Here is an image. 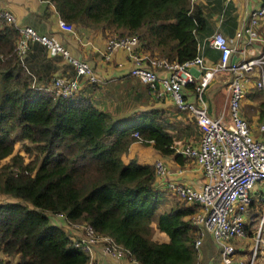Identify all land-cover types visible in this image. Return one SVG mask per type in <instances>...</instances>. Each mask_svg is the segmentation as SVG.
<instances>
[{"label": "trees", "instance_id": "1", "mask_svg": "<svg viewBox=\"0 0 264 264\" xmlns=\"http://www.w3.org/2000/svg\"><path fill=\"white\" fill-rule=\"evenodd\" d=\"M47 1L71 24L137 34L148 53L168 61L196 55L198 45L214 33V11L225 15L218 24L224 32L233 35L237 25V14L222 7V0L212 9L201 0L192 5L189 0ZM18 35L16 25L0 20V264H88L89 254L74 246L66 228L78 223L112 238L139 264L218 261L211 239L199 251L194 247L197 203L170 195L157 182L152 162L123 156L139 140L151 144L157 156L183 162L186 157L174 151L181 128L158 107L123 103L117 115L118 105L108 106L107 96L95 92L99 84H84L69 97L53 94L48 85L54 73L62 66L73 76L72 65L49 55L38 41L22 60L15 50ZM250 92L252 100L261 96L257 117L263 121L264 92ZM122 112L129 114L122 117ZM263 203L264 192L254 194L248 206L256 211L253 217L260 219ZM160 232L167 237L158 239ZM245 234H252L247 222Z\"/></svg>", "mask_w": 264, "mask_h": 264}, {"label": "built area", "instance_id": "2", "mask_svg": "<svg viewBox=\"0 0 264 264\" xmlns=\"http://www.w3.org/2000/svg\"><path fill=\"white\" fill-rule=\"evenodd\" d=\"M199 0H189L190 4ZM0 20L14 24L19 35L16 53L22 60L33 41L41 43L51 56L60 55L72 65L74 75L59 68L48 85L53 94L69 97L78 93L84 84H104L106 79L83 56L72 54L56 37L37 31L30 25H17L16 18L8 10L0 8ZM264 22V3L248 9L245 23L235 29L230 40L223 32L215 30L198 45L196 55L188 60L168 61L148 53L137 34L106 32L104 52L106 55L120 49L130 62L129 75L139 78L154 99L168 97L176 110L185 112L200 131L197 141L181 140L174 147L176 154L183 155L199 165L205 180L192 186L181 180L168 178V165L158 157L153 162L157 182L168 188L170 195L197 203L192 214L197 229L194 247L200 246L208 235L219 255L218 261L210 264H234L235 239L244 237L246 210L253 200L252 190L264 182V120L255 131L250 121L241 113V106L251 88L264 92V32L259 30ZM58 25L73 32L74 24L58 19ZM204 43L217 50L219 56L209 61L202 53ZM226 73V101L229 102L228 118L225 108L219 114L208 109L204 97L206 87L217 75ZM187 84L192 87L188 88ZM219 109V110H220ZM133 136L140 137L134 131ZM256 230H252L251 258L237 260V264H253L257 251L264 246V208ZM70 237L76 247H81L89 256L101 242L103 251L120 258L126 252L106 235H98L90 225L78 223L70 226Z\"/></svg>", "mask_w": 264, "mask_h": 264}, {"label": "crops", "instance_id": "3", "mask_svg": "<svg viewBox=\"0 0 264 264\" xmlns=\"http://www.w3.org/2000/svg\"><path fill=\"white\" fill-rule=\"evenodd\" d=\"M211 9L216 5L215 0H201ZM264 3V0H222V7L231 6V12L237 14V25L235 29L240 28L245 23L246 13L248 9L255 7V5ZM0 8L8 10L16 18V24L19 25H30L34 27L37 31L45 33L50 36L56 37L64 46H66L72 54H77L86 58L102 76L107 78L109 84L115 85L119 82H123L125 79L130 78L135 80L131 75H129L130 62L127 55L120 49L114 50L112 53L106 55L104 52L106 32L107 30L101 27H87L81 24H74L73 32H67L63 30L58 25V19L60 18L54 3L48 2L47 0H0ZM213 19L217 20V26L219 22L225 17L222 11H214L212 13ZM220 28V27H219ZM234 29V34H235ZM259 30L264 32V22L259 26ZM230 40L233 41L234 34L230 35L228 32L221 30ZM203 55L209 61H215L218 57L219 52L214 49L209 48L202 50ZM62 72L64 71L62 66L60 67ZM226 73L217 75L216 78L206 87L204 94L205 100L208 104V109L213 114H219L221 111L219 107L222 104L220 96L209 91V88L216 89L225 83L224 78ZM127 77V78H126ZM223 77V78H222ZM141 84H144L141 81ZM144 86V85H143ZM134 90H132L133 92ZM250 92V91H249ZM248 97V98H247ZM255 101L246 96L245 100ZM151 105L145 106L143 103L140 107L144 108H161L164 110L165 115L169 118L171 123L178 125L181 130L183 137L181 140L197 141L200 137V131L192 119L185 113L176 110L172 101L164 96L160 99L154 100L151 98ZM245 100L241 106V113H243V108L245 106ZM220 109V110H219ZM254 115H257V109L254 110ZM226 116L229 118L230 114L225 109ZM129 112H122L120 116L124 117L128 115ZM244 114V113H243ZM245 116V114H244ZM258 116V115H257ZM188 117V118H187ZM246 117V116H245ZM193 122V123H192ZM187 124L189 127H186ZM191 124H194L192 126ZM189 131V132H188ZM195 138V139H194ZM194 139V140H192ZM124 156V155H123ZM157 156L154 154L153 159L150 162H154ZM125 158V156H124ZM162 159L168 165V178L174 180H181L192 186H198L205 180L204 174L202 173L199 165H197L193 160L185 158L183 162H176L172 157L168 156ZM127 160V159H125ZM264 192V187L262 183L260 186L258 184L252 190L253 195H259V192ZM264 208V207H263ZM62 220V219H61ZM247 222V215H246ZM61 224L66 225L64 221ZM66 228L70 231V226L66 225ZM251 230V229H250ZM253 230V229H252ZM251 230V232H252ZM250 237L246 234L244 237L235 239L234 243L236 245L241 239L242 241ZM165 238V237H164ZM211 239V237L209 236ZM212 241V239H211ZM213 243V241H212ZM214 244V243H213ZM250 244V242H248ZM236 249L244 251L245 249L241 246L236 245ZM90 261L88 264H139L133 258L128 256H120V258L113 257L103 251L102 243L99 242L93 249L89 256ZM243 258V257H241Z\"/></svg>", "mask_w": 264, "mask_h": 264}, {"label": "rangeland", "instance_id": "4", "mask_svg": "<svg viewBox=\"0 0 264 264\" xmlns=\"http://www.w3.org/2000/svg\"><path fill=\"white\" fill-rule=\"evenodd\" d=\"M215 30H219L221 31V29L216 25ZM214 30V31H215ZM70 68V67H69ZM70 71H72V69L70 68ZM223 78V77H222ZM225 78V77H224ZM226 79V78H225ZM107 80V78H106ZM107 83V84H106ZM110 82H105L104 84H99L98 89L95 90L96 93L99 94V92L101 91L103 94H105L107 96L106 98V103L108 106L110 107H114L118 105V110L116 112L117 115H119V113L121 112V107L124 103H127L128 107H136V105L145 104V106L148 107V105H151L152 102L150 96L148 97L147 94H145L143 92V84H141V82H137L136 78L135 80L133 79H127V87L126 89L129 90L128 91V96L126 97L127 100L124 102V95H122L123 91L126 89H123V82H119L115 85H108ZM97 85V83H95ZM106 84V85H105ZM250 91H252L253 88H249ZM100 90V91H99ZM109 90V91H108ZM132 90H134V92H132ZM209 91H211L212 93L216 94V96H220V99L222 101V104L219 105L218 108H222L224 107L227 112L229 113V102L227 103L226 101V84L223 83L222 86L218 87L217 90L216 89H212L209 88ZM263 92V91H262ZM252 93V92H249ZM247 93V96L248 94ZM124 94V93H123ZM206 96V93H205ZM248 98V97H247ZM259 98H261V96H257L255 101H249L248 99L245 100V106L243 108V113L245 114L246 118L250 121V123L253 125L255 131L258 127V124L261 122L257 115H254V110L255 108L258 109L259 103L261 100H259ZM244 105V104H243ZM140 107V106H139ZM230 114V113H229ZM188 118V117H187ZM17 148L20 149L21 148V143H17ZM154 154H156L155 149L153 148V146L151 144L148 143H144L142 141H134L131 143L129 149L127 150V152L124 154L125 156V161H128L130 158H136L138 159V161L140 162H150L151 159H153ZM165 158V157H163ZM261 185V182L258 183V186ZM1 199H12L8 196L2 195ZM260 204H262V202H260ZM264 207V203L262 206V209ZM257 210H260L261 208L257 207ZM261 211V210H260ZM256 211L250 209V207H248V209L246 210V215H247V223H248V227H250V229H257V225L259 222V217H253V215H255ZM260 214V213H259ZM257 215V214H256ZM52 223L57 224L58 220L50 217ZM160 235H156L158 237V239H163L164 237L166 238L167 236H165L163 233H159ZM262 234H264V226L262 228ZM209 236L207 235L205 237V239H208ZM210 239V238H209ZM248 242H250V244H248ZM252 242H253V234H250V237L246 236V238L242 241V239L236 243V245L241 246L245 249L244 251H241V253L236 252V257H235V261L234 264H237V260L241 259V257H243L246 261H248L251 258V250H252ZM212 246L214 247V250L216 252V247L214 244H212ZM212 248V247H211ZM213 250V248H212ZM253 264H264V246H262L258 251H257V256L254 260Z\"/></svg>", "mask_w": 264, "mask_h": 264}]
</instances>
